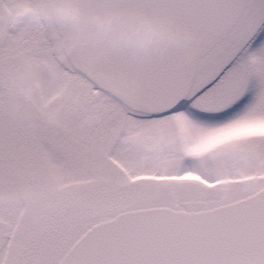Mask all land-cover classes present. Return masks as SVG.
<instances>
[{"label": "snow or ice", "instance_id": "snow-or-ice-1", "mask_svg": "<svg viewBox=\"0 0 264 264\" xmlns=\"http://www.w3.org/2000/svg\"><path fill=\"white\" fill-rule=\"evenodd\" d=\"M0 264H264V0H0Z\"/></svg>", "mask_w": 264, "mask_h": 264}]
</instances>
